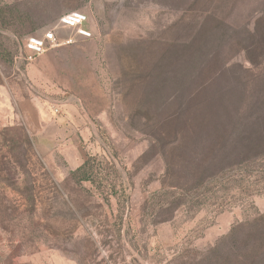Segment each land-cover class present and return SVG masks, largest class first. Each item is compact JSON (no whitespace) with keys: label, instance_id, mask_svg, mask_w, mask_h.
I'll use <instances>...</instances> for the list:
<instances>
[{"label":"rangeland","instance_id":"374dc122","mask_svg":"<svg viewBox=\"0 0 264 264\" xmlns=\"http://www.w3.org/2000/svg\"><path fill=\"white\" fill-rule=\"evenodd\" d=\"M76 11L92 38L28 61V38ZM257 28L264 0H0V264H203L264 214V155L215 177L204 169L196 188L193 169L218 140L198 130L205 84L183 81L218 46L202 81L220 67L231 85L243 79L228 108L242 117L256 89L264 96L245 50ZM165 151L180 163L172 171Z\"/></svg>","mask_w":264,"mask_h":264},{"label":"trees","instance_id":"16d2710c","mask_svg":"<svg viewBox=\"0 0 264 264\" xmlns=\"http://www.w3.org/2000/svg\"><path fill=\"white\" fill-rule=\"evenodd\" d=\"M263 38V29L257 28V31L250 34L249 39L245 40V50L249 52L248 57L253 65V69L248 72L255 81L253 88H257V83L262 79L261 75L264 73V63L252 56L255 54V49L259 50L258 42ZM211 50L214 51L212 57L209 56L208 65L203 69L200 68V71L192 77L189 73L183 78V81L185 80L184 88L187 91L195 89L200 82L205 84L204 87L197 90L198 93L194 99L195 113L202 121L198 130L199 133L203 132V137L205 133H208L209 139L211 133L218 140L213 149L215 157L209 162L210 164L208 165L205 161L200 169L191 168L197 174V176H193L196 179V188L202 186L205 171H201L204 169L209 170L215 177L220 170L236 166L244 158L264 155V96L261 95L262 89H256L257 93L251 95L249 110H246L242 117L236 114L239 109L236 111L228 109L231 98H243L245 96L243 90H246L247 87L242 83L243 79L240 80V78H237V82L231 85V78L226 76L227 72L223 75L221 67L208 76V83L202 81L208 66L219 60L221 49L213 45ZM219 72L222 75H218ZM224 77L226 79L221 82ZM189 135L188 133L175 135V142L188 144ZM200 142L197 145H201L200 147L204 149V145ZM171 154L168 151L163 153L167 171L174 169L175 159ZM177 164H180L179 161L175 165ZM186 167L184 166V168ZM206 255V258H203V264H264V214H259L253 220L235 225L230 233L219 240Z\"/></svg>","mask_w":264,"mask_h":264},{"label":"built area","instance_id":"2783aa9c","mask_svg":"<svg viewBox=\"0 0 264 264\" xmlns=\"http://www.w3.org/2000/svg\"><path fill=\"white\" fill-rule=\"evenodd\" d=\"M88 15L81 11L72 12L63 16L56 27L43 35L42 37H30L25 43L27 60L33 62L37 57L43 55L46 51L64 44L75 42L76 37L81 39H91L93 34L87 27ZM64 30L72 31L74 38L63 39L59 36Z\"/></svg>","mask_w":264,"mask_h":264},{"label":"crops","instance_id":"0c3cea01","mask_svg":"<svg viewBox=\"0 0 264 264\" xmlns=\"http://www.w3.org/2000/svg\"><path fill=\"white\" fill-rule=\"evenodd\" d=\"M61 38H63V39H66L64 36H63V34L62 33H60V35H59Z\"/></svg>","mask_w":264,"mask_h":264}]
</instances>
